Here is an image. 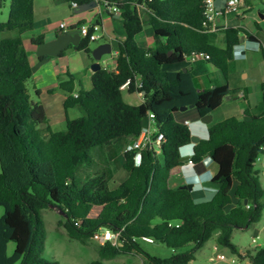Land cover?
<instances>
[{
	"label": "trees",
	"instance_id": "trees-1",
	"mask_svg": "<svg viewBox=\"0 0 264 264\" xmlns=\"http://www.w3.org/2000/svg\"><path fill=\"white\" fill-rule=\"evenodd\" d=\"M248 1L243 0L244 5ZM107 2L121 10L126 32L117 66L95 71L92 89L79 90L77 97L73 77L60 85L69 94L65 109L81 111L80 117L67 118L64 131L52 130L43 104L31 99L28 88L33 72L22 36L34 28V0H11L9 20L0 23V264H59L43 258L45 209L59 211L69 238L82 244L97 232L119 233L121 245H98L101 261L135 254L143 264H189L217 234V245L240 261L264 264V247L241 250L232 243L235 230L248 229L263 217L264 187L256 163L264 146V111L210 124L208 139L194 145L195 165L209 157L218 168L212 181L219 188L210 200L173 198L169 186L171 170L181 165V148L191 143L189 126L177 119L180 109L193 105L202 118L232 94L227 84L198 91L191 73L184 72L187 59L208 56L227 78L242 35L258 40L243 28H228L225 47L213 44L202 28V0ZM138 6L145 8L143 17ZM145 24L154 31V45L147 49L135 40ZM42 41L33 39L34 44ZM90 45L82 39L76 49L91 54ZM127 81L130 94L143 95L142 104L124 100ZM261 96L264 107V82ZM149 113L165 137L161 154L124 151L127 177L111 189L115 171L107 148L138 138ZM146 238L173 255L151 256L141 246ZM11 242L15 250L9 256ZM187 246L192 248L177 252Z\"/></svg>",
	"mask_w": 264,
	"mask_h": 264
},
{
	"label": "crops",
	"instance_id": "crops-1",
	"mask_svg": "<svg viewBox=\"0 0 264 264\" xmlns=\"http://www.w3.org/2000/svg\"><path fill=\"white\" fill-rule=\"evenodd\" d=\"M75 1L79 5L77 9L72 8V2L64 0H34V28L22 36L31 66H37L41 59L46 58L37 56V48L40 44L55 40L65 31H78V28L83 24H99V39L91 42L90 48L94 50L101 44H109L111 54L104 56L100 64L101 68L115 70L117 63L114 58L118 56L119 43L126 38L121 10L115 13L109 11L104 7L101 0ZM260 2L264 3V0H260ZM223 4L224 0H216L217 8H222ZM79 8L84 9V11H80ZM137 11L141 17L145 15L143 6H138ZM262 15L264 16V11L256 9L252 1L249 0L241 14L222 16L219 20L221 28L215 33H210L212 43L221 48L225 47V31L228 28H243L258 40L256 42L250 41L245 35H242L241 38L244 40L243 42L240 40L239 45L235 47L233 59L228 64L227 78L217 67L204 58L191 62L187 61L188 71L191 73L194 86L198 91L210 90L226 84L232 91L229 98L217 110L213 111L211 114L212 121L209 124L200 122L201 118L195 108L187 109L177 115L178 121L189 122L191 136L199 137L200 141L208 139L210 124L221 122L230 117L247 119V116H259L264 111L261 96V84L264 82V76L255 80L256 89L253 92L249 86L231 84L229 78L231 65L246 60L248 54L252 52H259L262 55L261 47H264V32L262 31L264 17L262 18ZM62 23L66 24L65 29L60 28ZM153 35V28L149 24H145L141 33L135 38L137 45L144 49L153 47ZM2 37L4 35H1ZM38 37H42L43 41L40 44H34L33 39ZM94 62L92 54L80 51L76 49V46L70 45L59 57H49L48 62L40 65L33 72V76L28 82L31 99L43 104L53 131H64L67 118L76 119L81 116V111L76 107L65 109V101L69 94L61 89L60 85L73 77L75 80L74 96L78 95L79 90L90 91L94 73L91 70V65ZM240 73L245 80L251 79L254 74L249 68H245ZM123 96L130 105L138 106L144 102L142 94H130L127 89L123 90ZM253 96H256L257 99L254 104L252 103ZM241 109H243V114L239 116L236 112ZM146 124L147 120L145 119L144 125ZM132 141H124L121 149L116 148L119 142L108 146L107 149L113 163L114 158L117 157L121 158V165H123L125 148ZM191 151L192 147H186L181 152L183 157L181 165L171 170L169 186L172 197H193L197 202L210 200L219 188L212 181L213 176L217 173L214 168L215 164L208 157L199 165H189L187 158Z\"/></svg>",
	"mask_w": 264,
	"mask_h": 264
},
{
	"label": "rangeland",
	"instance_id": "rangeland-1",
	"mask_svg": "<svg viewBox=\"0 0 264 264\" xmlns=\"http://www.w3.org/2000/svg\"><path fill=\"white\" fill-rule=\"evenodd\" d=\"M0 23H5L10 17V4L11 0H0ZM256 9L264 11V3L260 0H251ZM262 31L264 32V23H262ZM0 34V39H1ZM249 68L253 71V77L245 80L241 75V71ZM229 78L231 84L249 86L250 89L255 91V80L264 76V65L262 55L259 52H252L248 54V58L244 61L234 63L230 66ZM248 87V88H249ZM126 95V94H125ZM254 95V94H253ZM253 104L256 103V96L252 97ZM237 115L242 116L243 109L237 110ZM231 115V114H224ZM126 141H130L127 139ZM124 141H120L116 148H123ZM121 158H114L113 168L115 171V178L110 182L111 189H115L124 181L127 173L121 165ZM214 168L218 171L217 166ZM256 169L260 172V181L264 187V152L260 153L256 163ZM3 215V209L0 208V216ZM42 216L46 225V242L43 258L57 261L59 264H92L93 262L100 261L103 264H143V259L139 255L126 254L121 255L112 260H102L99 257L96 243L92 238L86 244L79 241L72 240L67 235L64 228V218L57 210L45 209L42 211ZM217 234L211 238L203 248L195 253V260L189 264H238L240 260L238 256L233 254L228 248L219 247L216 242ZM232 243L241 250L257 249L264 247V212L263 217L259 223H256L248 229H237L233 233ZM141 246L145 252L151 256L159 258H167L173 255V251L163 245L141 242ZM192 248V246L184 247L177 252H185ZM15 244L9 243L8 255L14 253ZM224 255L226 259H221L220 256Z\"/></svg>",
	"mask_w": 264,
	"mask_h": 264
},
{
	"label": "built area",
	"instance_id": "built-area-1",
	"mask_svg": "<svg viewBox=\"0 0 264 264\" xmlns=\"http://www.w3.org/2000/svg\"><path fill=\"white\" fill-rule=\"evenodd\" d=\"M104 7L111 12H119L115 6H111L107 0H101ZM204 7V21L202 23V28L207 33H215L220 28V18L226 14H241L244 8L243 0H224V4L222 8H217L216 0H202ZM79 7L76 1L72 2V8L77 9ZM264 21V19H263ZM61 29L66 28V24H60ZM79 34L82 39H88L90 42H95L99 39L98 32L100 31L99 24H83L78 28ZM118 56H115V60H117ZM199 58L208 59V56L205 55H195L191 58H188L187 61H195ZM130 81H127L122 89H127ZM141 84L139 83L138 86ZM77 97V95L75 96ZM147 124L143 125L142 131L138 138L134 139L126 148L125 151L134 150L137 152H142L144 150H150L155 152L157 155L161 154L162 145L165 142L164 135L158 130L154 115L149 113L146 117ZM185 125L189 126V122H184ZM194 143H190L184 146L182 149L184 150L186 147H192V151L187 158V163L189 165H194L192 161V157L194 155ZM261 150L264 152V146H262ZM137 162H140V154L137 155ZM92 239L98 243L99 245H105L107 242H111L114 245H121L119 240V233H113L109 230L97 232L92 236ZM145 241L147 243H153V240L150 238H146ZM221 259H226L224 255L220 256ZM238 264H251V262L246 259L244 261H240Z\"/></svg>",
	"mask_w": 264,
	"mask_h": 264
},
{
	"label": "water",
	"instance_id": "water-1",
	"mask_svg": "<svg viewBox=\"0 0 264 264\" xmlns=\"http://www.w3.org/2000/svg\"><path fill=\"white\" fill-rule=\"evenodd\" d=\"M96 3V2H94ZM96 5V4H95ZM81 9V8H79ZM80 11H84V9H81ZM262 18L264 17L263 15L261 16ZM244 38H241V42H243ZM82 41V38L79 34V31L77 30H69V31H65L63 32L61 35H59L55 40L51 41V42H46L43 44H40L37 48V56L38 57H46L44 59H41L39 61V63L37 64V66L32 67V72H35L36 69L48 62L49 57H59V55L66 50L70 45L72 46H78L80 44V42ZM92 57L94 59V63L91 65V70L93 72L101 69V64L100 61L102 60V58L106 55H110L111 54V46L109 44H101L98 47H96L94 50H92L91 52ZM189 69H184V72H187ZM229 97H227L226 99H228ZM194 108L193 105L190 106H186V107H182L180 109V112L186 111L187 109H191ZM212 121V116L211 115H207L204 116L200 119V122L203 124H209ZM198 142H200V138L196 137V136H191V143L197 144ZM183 161V157L180 156V162ZM212 162H214L212 160ZM248 201L245 200L244 204L247 205Z\"/></svg>",
	"mask_w": 264,
	"mask_h": 264
},
{
	"label": "clouds",
	"instance_id": "clouds-1",
	"mask_svg": "<svg viewBox=\"0 0 264 264\" xmlns=\"http://www.w3.org/2000/svg\"><path fill=\"white\" fill-rule=\"evenodd\" d=\"M183 148V147H182ZM181 148V150H180V155H181V152L183 151V149ZM193 149H194V147H193Z\"/></svg>",
	"mask_w": 264,
	"mask_h": 264
}]
</instances>
